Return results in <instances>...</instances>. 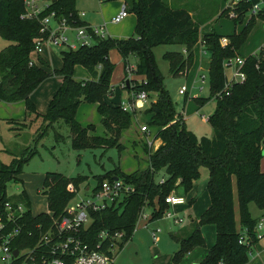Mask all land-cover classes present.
Returning a JSON list of instances; mask_svg holds the SVG:
<instances>
[{
  "label": "trees",
  "instance_id": "trees-1",
  "mask_svg": "<svg viewBox=\"0 0 264 264\" xmlns=\"http://www.w3.org/2000/svg\"><path fill=\"white\" fill-rule=\"evenodd\" d=\"M46 1L48 6L40 17L54 12L56 19H64L68 25H87L78 15L76 0ZM121 1L128 13L135 15L134 36L114 39L94 35L91 46L62 50L61 67L52 71L62 78V83L52 96L46 113L39 114L30 95L49 76L37 63H31L34 39L41 36L40 23L37 19L21 18L23 0H0V36L11 42L0 50V102L22 101L27 114H35L44 121L40 134L54 123L63 121L69 126L74 149L116 147L121 150V134L130 126L133 114L124 111L119 102L105 101V95L111 91L110 77L114 70L109 51L115 49L122 56L124 70L128 57H135V79L130 80L128 85L125 83V89L134 93L145 91L152 99L149 107L144 109V114L149 116L148 126L156 128L155 138L160 140V144L154 149L145 147L148 154L145 168L129 174L111 172L98 178L100 183L103 179L117 176L133 185L134 190L117 208L110 207L94 213L84 238L95 244L101 230L122 231L124 238L119 244L122 247L130 240L142 208H152L150 221L160 219L168 207L164 197L172 190L185 196L193 181L199 177L200 170L205 168L208 172L210 204L189 233L179 236L171 234L179 245L172 262H179L194 246L204 245L200 228L210 223L216 229V242L198 264H245L250 246L258 240L255 230L258 221L251 216L248 205L253 202L258 208L264 209V172L259 169L264 150V44L257 55L245 57L242 67L246 74L244 82L234 84L228 95L215 99V108L208 116L213 129L211 137L197 136L186 129L183 117L175 111L164 86L152 48L159 44L184 46L185 54L167 52L164 57L169 62L172 75L185 74L194 62L193 47L200 41L202 49L209 54L211 96L208 98H211L223 88L226 80L224 61L240 56L239 50L247 41L254 26V18L259 17L264 21V0H241L234 7V17L231 18L234 24L242 23L247 8L250 10V17L239 32L222 35L212 29L201 36V23L186 8H170L163 0ZM256 4L260 8L253 12ZM223 13L221 11L220 16ZM222 38L227 39L224 45L220 43ZM38 62L43 66L48 65L40 56ZM76 65L83 66L90 78L74 79ZM137 79L145 80L146 83ZM186 101L185 97L183 104ZM205 101L197 98L198 104ZM82 102L96 105L104 135L89 134L93 132L94 126H82L76 120V111ZM24 162L26 159L21 158L10 165L0 163V197L4 198L8 182L17 181L16 175L21 173ZM160 178H164L162 183L159 182ZM84 181L81 175L67 177L59 172H47L44 175L47 206L54 217L62 214L74 196L67 185L72 183L78 188ZM154 198H158V207L154 205ZM17 199L27 204L29 202L25 191ZM27 215L30 218V213ZM40 217L43 216L38 215L37 219ZM241 229H244L245 235ZM241 237L245 241L240 242Z\"/></svg>",
  "mask_w": 264,
  "mask_h": 264
},
{
  "label": "rangeland",
  "instance_id": "rangeland-1",
  "mask_svg": "<svg viewBox=\"0 0 264 264\" xmlns=\"http://www.w3.org/2000/svg\"><path fill=\"white\" fill-rule=\"evenodd\" d=\"M46 2V0H43ZM170 8H186L191 12L192 17L201 23L200 36L210 32L213 28L215 32L222 35H229L239 32L250 17V10L245 13L244 20L240 24H234L232 16L234 7L241 0H163ZM116 0H76L75 8L82 21L95 27L104 25L105 35L114 39H123L134 36V25H131L133 16L123 19L120 23L113 24L110 19L117 6ZM221 11L225 12L220 16ZM83 13V15H82ZM254 26L251 29L247 41L240 48L242 54H255L259 52L264 44V21L254 18ZM213 26V27H212ZM74 27V26H73ZM235 30V31H234ZM237 30V31H236ZM71 36L73 33H70ZM10 41L0 36V50L10 44ZM65 46L47 45L43 47L40 57L46 59L47 66L38 62L49 76L43 80L31 95V101L39 112L46 113L48 106L46 102L51 101L52 96L62 83L59 75L52 71L59 69L62 64L61 54ZM194 63L185 74L172 75L169 69V62L164 57L167 52H181L185 54V48L179 44H159L152 48L156 65L163 77V83L174 104L175 111L180 114L185 123L186 129L198 136L211 137L213 129L208 122L215 108L214 97L211 96L208 79L209 54L200 52V41L193 47ZM251 52V53H250ZM109 58L114 64V70L110 77L113 95H105L108 103L127 101L130 96L125 89L126 81H133L135 76L129 78L127 70L124 71V60L115 49L109 51ZM127 66H135L136 58L128 57ZM229 76L230 69L225 70ZM76 80L90 78L87 70L76 65L73 73ZM123 81V82H122ZM57 82V83H56ZM122 83V84H121ZM182 85L187 86V92L180 95L178 90ZM131 93V92H130ZM155 95V94H154ZM153 95V96H154ZM187 98L183 104L184 98ZM197 98L206 99L202 104H198ZM152 99L141 101L136 105V112L131 118L130 126L125 129L120 138L123 148L116 147L106 149L93 148L77 150L71 146V134L69 126L63 121H58L49 127L42 134L43 123L41 117L35 114H27L22 101L7 103L0 102V163L10 165L14 160L26 159L22 164L21 173L16 175L17 181L13 180L7 184L6 193L13 199H17L20 192L25 191L30 209L34 214L45 213L48 210L43 178L47 172H59L67 177L81 175L85 181L81 183L78 196L83 195L86 187L90 189L98 185V178L108 175L111 172L122 171L129 174L137 169L147 166L148 154L145 151L146 137L141 132L139 125L148 124V117L144 115V109L149 107ZM47 106V107H46ZM27 114V116H26ZM204 115V117H203ZM76 120L82 125L94 126L93 132L89 134L104 135L103 127L100 124V116L94 103L82 102L76 111ZM149 140L155 137L156 128L150 127ZM154 149V147H153ZM259 169L264 172V150L260 161ZM161 176V175H160ZM208 172L205 168L200 170L199 177L193 181L190 197L186 194V203L171 207H166L160 219L150 221L151 207L141 209L143 213L138 217L135 224V231L130 240L122 248L115 247L113 255L116 264H179L191 252L196 255L203 248H211L216 242V229L213 224H204L202 231L200 228L204 245L194 246L185 253L177 263L172 262V256L178 250V243L171 237V234L178 233L175 229L185 226L186 232L192 229L193 222L199 220L200 214L210 204L207 191ZM172 192V191H171ZM178 194L177 191H174ZM180 195V194H178ZM196 197V199H195ZM190 200L192 202L190 203ZM154 205L158 207V198H154ZM251 216H258L260 208L251 202L248 205ZM263 210V209H261ZM176 212L181 223H175L171 218H166V213ZM254 218V217H253ZM193 220V222L191 221ZM147 225V227H146ZM204 226V227H203ZM155 229L160 231L156 234L154 241L151 232ZM205 233V238H204ZM179 236V234H176ZM209 242V243H207ZM258 247L263 249L260 256L248 254V260H253L252 264L264 258V238L258 243ZM208 246V247H207ZM254 256V257H253ZM200 262V261H199Z\"/></svg>",
  "mask_w": 264,
  "mask_h": 264
},
{
  "label": "built area",
  "instance_id": "built-area-1",
  "mask_svg": "<svg viewBox=\"0 0 264 264\" xmlns=\"http://www.w3.org/2000/svg\"><path fill=\"white\" fill-rule=\"evenodd\" d=\"M23 3L24 12L21 18L37 19L40 23L41 36L34 39L31 63H35L36 57L42 54L43 47L47 45L76 49L80 46H91L94 43V35L100 38L107 37L104 25L92 27L87 24L73 27L66 24L64 19H56L54 12L40 17L42 11L47 8L48 1L23 0ZM259 8V4L254 5L253 12ZM127 16L128 11L123 5L110 21L117 24ZM220 43L226 44L227 39H220ZM244 61L245 57L242 56L224 61V69H230V73L229 76L226 75L223 88L214 94V99L228 95L234 84L244 82L246 78L242 70ZM134 68L135 66L126 67L129 78L134 75ZM138 81L146 83L145 80ZM178 92L180 95L186 94L187 86L182 85ZM147 98L145 91L131 92L128 100L119 104L124 111L134 115L137 103L146 101ZM140 130L146 137L147 147L156 148L155 139L149 140V126L143 124ZM163 181L164 178L159 179L160 183ZM81 185L78 188L72 183L67 185V189L74 196L69 200L62 214L57 217H54L49 210L34 214L30 209V202L27 204L23 200L13 199L7 195L6 185L4 198L0 197V264H114L113 250L115 247H123L119 244L124 238V232L101 230L95 244L86 241L85 232L93 221L94 213L110 207L117 208L134 190V187L120 177L103 179L95 188L86 187L83 195L78 196ZM164 201L173 210L175 206L186 203L184 196L175 194L173 190L164 197ZM142 213L143 211L139 216ZM38 215L43 217L37 219ZM165 217L171 218L175 223L183 221L176 212L166 213ZM255 230L258 239L264 236L263 219L257 222ZM159 231L155 229L151 232L154 241ZM243 241L245 239L241 237L240 242Z\"/></svg>",
  "mask_w": 264,
  "mask_h": 264
},
{
  "label": "crops",
  "instance_id": "crops-1",
  "mask_svg": "<svg viewBox=\"0 0 264 264\" xmlns=\"http://www.w3.org/2000/svg\"><path fill=\"white\" fill-rule=\"evenodd\" d=\"M117 2V6H116V9H115V12L113 13V15H115L119 10H120V8L123 6V2L121 1V0H116ZM190 14H191V12H189ZM112 15V16H113ZM192 15V14H191ZM129 16H133V20L131 21V25H134L135 26V23H136V18H135V15L134 14H132V13H128V16L127 17H129ZM126 17V18H127ZM87 24V23H86ZM213 27V26H212ZM213 29V28H212ZM235 31V30H234ZM237 31V30H236ZM216 33H219V32H216ZM220 34V33H219ZM229 34H231V32L229 33ZM205 52L203 49H202V45L200 44V52ZM43 53V52H42ZM195 53V52H194ZM239 53H240V56H242V57H246V56H248V55H250L249 53L248 54H242L240 51H239ZM251 53V52H250ZM251 54H253V53H251ZM42 56V55H41ZM44 59V58H43ZM195 59V58H194ZM45 61H46V59H44ZM46 63H47V61H46ZM194 63V62H193ZM125 71V70H124ZM62 79V78H61ZM86 79H89V78H86ZM80 80H82V79H80ZM137 80H140V79H137ZM123 82V81H122ZM57 83V82H56ZM122 84V83H121ZM111 85V84H110ZM33 93V92H32ZM32 93H31V95H32ZM129 94H130V92H129ZM31 95H30V99H31ZM113 95V90H112V85H111V91H110V93H109V97H111ZM128 98H129V96H128ZM149 98V97H148ZM147 98V99H148ZM32 100V99H31ZM128 100V99H127ZM50 102V101H49ZM49 102H46V103H48L49 104ZM118 102H124V101H122V100H120V101H118ZM33 103H34V105H35V102L33 101ZM48 104H46L47 106H48ZM46 106V107H47ZM35 108H36V106H35ZM36 111L39 113V114H43V112H39L38 110H37V108H36ZM145 115V114H144ZM26 116H27V114H26ZM147 117H149L148 115H146ZM145 125H148L147 123L145 124ZM141 125H139V127H140ZM149 129H150V126H149ZM151 133V132H150ZM198 136V135H197ZM154 139H155V147H157L159 144H160V140L159 139H157V138H155L154 137ZM189 197H190V192L187 194ZM195 199H196V197H195ZM234 209H235V218H236V221H237V224H238V211H237V203H236V200H235V204H234ZM254 218H256L257 219V221H260V220H264V209L263 210H261L260 209V213L258 214V216H253ZM191 221L193 222V220L191 219ZM193 224H194V222H193ZM193 226V225H192ZM204 227V226H203ZM202 228V227H201ZM206 228V227H205ZM205 228H202V231H204L205 230ZM175 231H178V233H174V234H179V235H185V234H187V233H189L190 232V229L186 232V227L185 226H179V227H177L176 229H175ZM241 233L243 234V235H245V231H244V229H241ZM204 238H205V233H204ZM264 238V236L262 237V238H260V239H258L255 243H253L251 246H250V252H249V254H251L252 255V250L254 249L255 250V255H257V256H260V254H261V252H263V249L262 248H260V247H258L259 245H258V243L262 240ZM205 239H208L207 237L205 238ZM204 239V240H205ZM205 243H206V240H205ZM207 243H209V242H207ZM126 244V243H125ZM124 246V245H123ZM208 247V246H207ZM207 251H208V249L207 248H203V250L202 251H198V253L196 254V255H194V254H192L191 252L187 255V257L185 258V259H183L182 261H183V264H198L199 263V261H201L204 257H205V255L207 254ZM254 257V256H253ZM114 259H115V257H114ZM252 262H253V260H251V259H249L245 264H252ZM114 264H116V263H114ZM171 264V263H170ZM179 264H182V262L181 263H179ZM255 264H264V258H262L260 261H257V262H255Z\"/></svg>",
  "mask_w": 264,
  "mask_h": 264
},
{
  "label": "water",
  "instance_id": "water-1",
  "mask_svg": "<svg viewBox=\"0 0 264 264\" xmlns=\"http://www.w3.org/2000/svg\"><path fill=\"white\" fill-rule=\"evenodd\" d=\"M129 84V81H126V85H128ZM114 179H116L117 178V176H115V177H113Z\"/></svg>",
  "mask_w": 264,
  "mask_h": 264
}]
</instances>
